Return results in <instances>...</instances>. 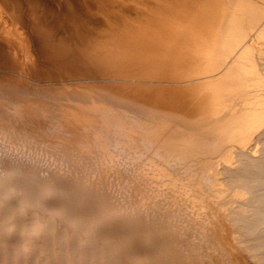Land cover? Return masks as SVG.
Returning <instances> with one entry per match:
<instances>
[{"label": "bare ground", "instance_id": "1", "mask_svg": "<svg viewBox=\"0 0 264 264\" xmlns=\"http://www.w3.org/2000/svg\"><path fill=\"white\" fill-rule=\"evenodd\" d=\"M46 97L56 103L49 104ZM0 127L48 136L65 150L98 149L103 157L119 145L125 151L134 146L135 152L150 148L156 156L187 164L188 169L187 160L202 155L192 184L208 189L198 196V212L205 207L212 214L207 223L189 228L183 224L182 229L170 214L156 220L139 203L127 205L98 189L95 195L87 194L86 179L77 178L76 172L59 168L23 173L18 171L21 161L4 163L0 157V166L5 164L1 183L20 175L44 198L59 188L54 184L65 187L63 206L68 211L78 208L101 228L108 262L264 264V0H0ZM256 140L261 146L256 147ZM218 152L221 166L212 160ZM161 169L157 171L164 174ZM23 197H6L11 215L27 209ZM93 199L101 206L98 215ZM53 206L46 204L45 213L53 215ZM6 218L0 235L21 225L17 217ZM40 219L16 230L27 235L25 246L33 241L32 235H40L46 221ZM93 228H84L83 244L92 242L86 233ZM63 232L59 230L55 240L61 242ZM133 241L145 243L144 250Z\"/></svg>", "mask_w": 264, "mask_h": 264}, {"label": "rangeland", "instance_id": "2", "mask_svg": "<svg viewBox=\"0 0 264 264\" xmlns=\"http://www.w3.org/2000/svg\"><path fill=\"white\" fill-rule=\"evenodd\" d=\"M36 94V93H33ZM32 94V95H33ZM46 102L48 101L49 104L51 103H56L55 100H51L50 98L46 97L44 99ZM60 102V101H58ZM0 157H2L4 161V163H7L9 161H13V159L15 161L19 160L22 163L19 162V167L18 171L19 172H28L30 170H39V171H71V172H76L77 174V178L78 177H83L86 179V187H88L89 189L86 190L87 194H92L95 195L96 191H94L95 189L98 190H103L102 192L104 193H110V195L113 197V199L115 198H120L124 203H127V205H131V206H136L138 205V203L141 205H143V208L148 207L145 210H149L147 211L149 214L154 213V215L152 216L153 218H156V216H158V218L160 216H162V214H170L172 216V218L174 219V221L180 226V228L182 229L181 225L186 224V227L189 228L190 226H192L193 224H196L197 222L203 221V222H208L210 220V214L211 211L209 209H206L204 207L203 211L201 212V214L198 212V209H200V205H199V200L198 196L199 194H203L208 192V189L206 190L205 188H196V186H194V182H196V174L198 172L197 169V163L199 162V159L202 158V155H198L195 156L194 158H190L187 161H190V166L189 170L187 167V164L184 163H178L179 161H166L158 156H156L152 149H146V150H142L140 152H135V147L134 146H130L129 147V151H125L120 149V145L119 147H115L114 151H110L109 153H111L110 155H105L103 157L102 151H99L98 149H94L92 151V149H89L87 151H85L84 149H79L78 147H74V148H70V149H64L62 145H58L56 143H54L48 136H29V135H23L20 134L18 132L15 131H8V129H4L2 127H0ZM5 130V131H4ZM8 132V133H7ZM14 132V134H13ZM17 133V134H16ZM5 134V135H4ZM17 135V136H16ZM5 136V137H4ZM15 136V137H14ZM24 136V137H22ZM11 137V138H10ZM15 138V139H14ZM6 139V140H5ZM24 139V140H23ZM11 140V141H10ZM16 140V141H15ZM18 140V141H17ZM6 143H5V142ZM20 141V142H19ZM24 141V142H23ZM43 141V142H42ZM46 141V142H45ZM258 144H257V143ZM9 143V144H8ZM11 143V144H10ZM13 143V144H12ZM15 143V144H14ZM30 143V144H29ZM256 147L261 146L262 141L261 140H256L253 142ZM260 143V144H259ZM17 144V145H16ZM9 145H11V148H9ZM14 145H16L15 147H13ZM29 145V146H28ZM254 145V146H255ZM47 146V147H46ZM18 147V150H17ZM70 147V146H69ZM255 147V148H256ZM9 148V150H8ZM22 148V149H21ZM133 148V149H132ZM254 148V149H255ZM2 149V150H1ZM11 149V150H10ZM15 149V150H13ZM27 149V150H26ZM79 149V150H78ZM7 150V152H5ZM23 150V151H22ZM62 150V151H61ZM96 150V151H95ZM81 151V152H80ZM9 152V153H8ZM20 152V153H19ZM21 152H23V156H21ZM84 152V154H83ZM2 153V154H1ZM11 153V154H10ZM14 155H13V154ZM16 153V154H15ZM82 153V154H81ZM98 153V154H97ZM106 153V152H103ZM257 153V151H256ZM20 154V155H19ZM134 154V155H133ZM7 155V156H6ZM9 155V156H8ZM17 155V157H16ZM12 156V157H11ZM26 156V159H25ZM122 156V157H121ZM155 156V157H154ZM35 157V158H34ZM92 157V158H91ZM116 157V158H115ZM121 157V158H120ZM126 157V158H125ZM130 157V158H129ZM138 157V158H137ZM143 157V158H142ZM8 158V159H7ZM13 158V159H12ZM32 158V159H30ZM101 158V159H100ZM111 158V159H110ZM128 158V159H127ZM25 159V160H24ZM29 159V161H28ZM46 159V160H45ZM133 159V160H131ZM138 159L140 161H138ZM158 159V160H157ZM217 159V161H215ZM37 160V161H36ZM40 160V161H39ZM193 162H192V161ZM196 160V161H195ZM212 160L213 163L217 164L218 166H221L222 163H224L220 152L218 153H214L212 154ZM234 162L235 161V157L233 158ZM7 161V162H6ZM25 161V162H24ZM32 161V162H31ZM165 163H164V162ZM223 161V162H222ZM30 162V163H29ZM43 162V163H42ZM45 162V163H44ZM169 162V163H168ZM220 162V163H218ZM51 163V164H50ZM150 165H149V164ZM157 163V164H156ZM34 164H36L34 166ZM48 166H47V165ZM179 164V165H177ZM194 164V165H193ZM153 165V166H152ZM158 165V166H157ZM186 165V167H185ZM3 166H5V164H3ZM3 166H0L3 168ZM39 166V167H38ZM56 168H55V167ZM149 166V167H147ZM162 167L161 168H159ZM184 168H181V167ZM34 167V168H33ZM52 170H51V169ZM41 169V170H40ZM148 172H147V170ZM165 170V173H159V171L157 170ZM188 169V170H186ZM194 169V170H193ZM2 170V169H1ZM27 170V171H26ZM150 170V171H149ZM175 170V171H174ZM197 170V171H196ZM17 171V172H18ZM133 171V172H132ZM168 171V172H167ZM180 171V172H179ZM189 172L188 176L186 172ZM192 171H195V173H191ZM23 172V173H24ZM83 172V173H82ZM92 172V173H91ZM141 172V173H139ZM184 174H183V173ZM107 173V174H106ZM109 173V174H108ZM181 173V174H180ZM78 174L82 175V176H78ZM112 174V175H111ZM154 174V176H153ZM196 174V175H195ZM91 175V177H90ZM93 175V176H92ZM143 175V176H142ZM156 175V176H155ZM180 175V176H179ZM192 175V176H191ZM17 176V177H16ZM119 176V177H116ZM188 177L186 179V177ZM194 176V177H193ZM75 177V178H76ZM87 177V178H86ZM110 177V178H108ZM116 179H115V178ZM123 177V178H121ZM167 177V179H166ZM173 177L176 178L177 182H173ZM194 179H193V178ZM131 178V179H129ZM134 178V180H133ZM140 178V179H139ZM192 178V179H191ZM98 179V180H97ZM102 179H104L102 181ZM109 179V180H108ZM120 179V180H119ZM153 179V180H152ZM171 179V180H170ZM91 180V181H90ZM122 180V181H121ZM125 180V181H124ZM161 180V181H160ZM194 180V181H193ZM12 181V182H11ZM99 183H98V182ZM135 181V182H134ZM143 181V182H142ZM153 181V183H152ZM156 181V182H155ZM184 181V182H182ZM13 182L15 184H13ZM120 182V183H119ZM123 182V183H122ZM125 182V184H124ZM150 182V183H149ZM5 183V184H4ZM8 183V184H7ZM17 183V184H16ZM26 183V184H24ZM116 183V184H115ZM122 183V184H121ZM132 183V184H129ZM148 183V184H147ZM158 183V184H157ZM181 183V184H180ZM194 185H193V184ZM13 184V185H11ZM103 184V185H102ZM114 184V186H113ZM130 186H128V185ZM11 185V186H10ZM28 185V186H27ZM32 185V186H31ZM91 185V186H90ZM124 185V186H123ZM134 185V186H133ZM140 187H139V186ZM144 185V186H143ZM153 185V186H152ZM187 188H186V186ZM190 185V186H189ZM14 186V187H13ZM59 187V188H55L53 191V195L51 194V196H47L48 198H44L42 197V194L40 192H35V186L33 187V183H27L26 180L21 179L20 175H15L11 178V180H7V181H3V183L0 182V221H2V223H0L1 225L4 222V218H10L13 216V218H16V220L18 221L19 219H21V221H18V224L20 225L19 227L17 226V228L19 229L21 226H25L27 225L26 222L30 221L29 223H31V221H34L36 219H45V223H41L42 227L40 230V235L38 234V232L34 235H37V239L36 236L33 237L34 235H32V242L30 241V244H27V246H32L30 248L25 246L26 243L24 242V237L25 232L24 231H19L17 232L16 229L15 231L9 233V234H5L3 235L1 233L0 235V264H112L110 261L108 262L107 257H108V252L106 253V246L107 243L104 240V238H102L101 236L102 234V230L101 228L99 229V227H97L95 224H93L90 216L88 217H83L82 214L80 213L78 208H74L71 211H68L64 205V199L60 198L62 197V194L65 190V187L62 186H58L57 184H54L53 187ZM105 186V187H104ZM138 186V187H137ZM157 186V187H156ZM190 188H189V187ZM194 186V188H193ZM12 187V188H10ZM21 187V188H20ZM26 187V188H25ZM33 187V188H32ZM100 187V189H99ZM111 187V188H110ZM117 187V189H116ZM123 187L125 189H123ZM3 188H4V192H3ZM7 188V189H6ZM23 188V189H22ZM113 188V189H112ZM132 190H131V189ZM139 188V189H138ZM229 188V187H228ZM13 189V191H12ZM16 189V190H15ZM20 189V190H19ZM128 189V191H127ZM153 189V190H152ZM190 189V190H188ZM193 189V190H192ZM198 189V190H197ZM7 190V191H6ZM18 190V191H17ZM24 190V192L22 191ZM29 190V191H28ZM89 190V191H88ZM201 190V192H199ZM231 189L229 188L227 191H230ZM2 191V192H1ZM26 191V192H25ZM111 191V192H110ZM122 191V192H121ZM124 191V192H123ZM126 191V192H125ZM196 191V192H195ZM6 192H8L6 194ZM30 192V193H29ZM95 192V193H94ZM164 192V194H163ZM181 192V193H180ZM3 193V194H2ZM14 193H16L14 195ZM33 193V194H32ZM56 193V194H55ZM58 193V194H57ZM62 193V194H61ZM130 193V194H129ZM185 193V194H184ZM12 194V195H10ZM24 198V204L27 205V209L29 208H33L35 210V214L33 213L34 210L29 209L27 211V209H25V211H21L19 214H13L11 215V211H13L12 207L9 206V210L7 205H9V201L6 200L7 198H9L10 196H14L15 198H19V196ZM25 194V195H24ZM35 194V195H34ZM125 194V195H123ZM129 196H128V195ZM144 194V195H143ZM155 194V195H154ZM195 194V195H194ZM5 195H10L9 197ZM19 195V196H18ZM27 195V197H26ZM32 195V196H31ZM34 195V196H33ZM59 195V198H58ZM98 197H96L97 200L100 199V197H102L100 194L98 195V193L96 194ZM122 195V196H121ZM131 195V196H130ZM157 195V196H156ZM36 196V197H35ZM55 196V197H54ZM128 196V197H127ZM132 196H135L134 198H132ZM163 196V197H161ZM228 194L223 197L224 200L226 201L228 199ZM3 200H1L2 198ZM123 197V198H122ZM127 197V198H126ZM31 198V199H30ZM58 198V199H57ZM130 198V199H129ZM141 198V199H140ZM145 198V200H144ZM160 198V199H159ZM183 198V199H182ZM197 198V199H196ZM28 201L26 202L25 201ZM43 199V200H42ZM49 199V200H48ZM124 199V200H123ZM132 199V200H131ZM138 199V200H137ZM188 199V200H187ZM6 200V201H5ZM31 200V201H30ZM38 200V202H37ZM62 200V201H61ZM97 200L91 201L94 202L93 205L95 207H93V211H95V215H98L100 212V207H98L97 204ZM142 200V201H141ZM182 200V201H180ZM2 201L4 202V204L2 203ZM12 201V200H11ZM136 201V202H135ZM35 202V204H34ZM145 202V203H144ZM38 203V204H37ZM51 203L52 205L54 204L53 208L55 210V213L53 215L56 216V218L51 215V214H47L46 212V208L44 207L46 204ZM144 203V204H143ZM230 203V202H227ZM226 203V205H227ZM30 206H29V205ZM147 204V205H146ZM172 204V205H171ZM184 204V205H183ZM5 205V206H2ZM35 205V206H33ZM40 205V207H39ZM43 205V206H41ZM58 205V206H56ZM188 207H187V206ZM36 206L38 208H36ZM5 207V208H4ZM25 207V208H26ZM153 207V208H152ZM45 208V210L43 209ZM12 209V210H11ZM39 209V210H38ZM62 211H61V210ZM65 209V210H64ZM194 209V210H193ZM206 209V210H205ZM3 210V211H2ZM6 210V212H5ZM11 210V211H10ZM31 210V211H30ZM39 212H38V211ZM41 210V212H40ZM67 210V212H66ZM78 210V211H77ZM209 210V212H208ZM10 211V212H8ZM58 211V213H57ZM197 211V212H196ZM28 212V213H27ZM32 212V214H31ZM38 212V213H37ZM158 212V213H157ZM192 212V214H191ZM3 213V214H2ZM7 213V214H6ZM24 213H26V217L24 215ZM41 213V215L39 214ZM64 213V214H63ZM73 213V214H72ZM6 214V216H5ZM9 214V215H8ZM31 214V215H30ZM45 214V215H44ZM190 214V215H189ZM198 214V215H196ZM3 215V216H2ZM11 215V216H10ZM18 215V216H17ZM34 215V216H33ZM37 215V216H36ZM49 215V216H48ZM64 215V216H63ZM79 215V216H78ZM205 215V216H203ZM207 215V216H206ZM9 216V217H8ZM15 216V217H14ZM24 216V217H23ZM40 216V217H38ZM42 216V217H41ZM44 216V217H43ZM47 216V217H46ZM59 216V218H58ZM63 216V218L61 217ZM181 216V217H180ZM1 217H3L1 219ZM30 217V218H29ZM33 217V218H32ZM37 217V218H36ZM55 220H54V218ZM61 217V218H60ZM98 217V216H97ZM185 217V218H184ZM204 217L206 219H204ZM209 217V218H208ZM6 218V219H7ZM25 218V221L24 219ZM30 220H29V219ZM32 218V220H31ZM49 218V219H48ZM69 218V219H67ZM165 218V217H164ZM190 218V219H189ZM201 218V219H200ZM23 219V220H22ZM28 219V220H27ZM63 219V221H62ZM177 219V220H176ZM199 219V220H198ZM49 220H51L49 222ZM54 220V221H53ZM59 222H58V221ZM66 220V222H65ZM24 221V222H23ZM41 221V222H44ZM48 221V222H47ZM56 221V222H55ZM61 221V222H60ZM69 221V222H68ZM180 221V222H179ZM194 221V222H193ZM21 222V223H20ZM23 222V223H22ZM55 222V223H53ZM71 222V223H70ZM51 223V224H50ZM73 223V224H72ZM76 223V224H75ZM189 223V225H188ZM45 224V225H44ZM57 225L54 227V225ZM64 224V225H63ZM70 224V225H68ZM0 225V226H1ZM75 225V226H74ZM52 228H51V227ZM65 226V227H64ZM73 226V227H72ZM54 227V228H53ZM60 227V229H59ZM70 227V228H69ZM75 227V228H74ZM88 227H94L91 232L86 233L88 234L89 240H92V242L86 241L83 244V241L81 239H83V237L85 236V229L84 228H88ZM48 228V229H47ZM51 228V229H50ZM68 228V230L66 229ZM45 229H47L48 231H50V233ZM64 229V230H63ZM72 229V230H71ZM73 229L75 231V233L73 234ZM77 229V231H76ZM83 229V230H82ZM44 230V231H43ZM59 230H61V232H63V237H67L66 239L64 238L63 240L58 241L55 240L57 234L59 233ZM70 230V231H69ZM79 230V231H78ZM53 231L55 232V235L53 236ZM66 231V233H65ZM73 231V232H72ZM85 231V232H84ZM1 232V231H0ZM24 232V233H22ZM44 232H47L46 235H48V239L46 240L45 237H47L45 235ZM52 232V233H51ZM79 232V233H78ZM95 232L97 234H95ZM99 232V233H98ZM188 232L192 233L191 237L194 236V231L192 228H190L188 230ZM43 233V234H41ZM84 233V234H82ZM20 234V236H19ZM73 234V236H72ZM77 234V235H76ZM101 234V236L99 235ZM186 234V233H185ZM83 235V236H80ZM90 235V236H89ZM95 235V236H94ZM19 236V237H18ZM22 236V238H21ZM72 237L70 239V237ZM76 236V237H75ZM79 236V237H78ZM44 240H42V238ZM81 237V238H80ZM99 239H98V238ZM20 238V239H19ZM52 238V239H51ZM80 240H79V239ZM96 238V239H95ZM198 238V237H197ZM196 238V239H197ZM22 239V240H21ZM54 239V241H53ZM78 239V240H77ZM31 240V239H30ZM42 240V242H41ZM69 240V241H68ZM75 240V241H74ZM96 240L98 242V244L96 245ZM36 241V243H35ZM48 241V242H47ZM64 241V242H63ZM72 241V243H71ZM74 241V242H73ZM77 241V242H76ZM95 241V243H94ZM34 242V243H33ZM52 242V243H51ZM58 242V244H57ZM67 242V243H66ZM69 242V243H68ZM80 242V243H79ZM40 243H44L42 245V247L40 246ZM48 243V244H47ZM55 243L57 245H55ZM75 243V244H74ZM132 243H134V245L141 249L144 250V246L142 244L145 243H141L139 241H133ZM24 244V245H23ZM39 244V246L37 245ZM70 244V245H68ZM92 244V245H91ZM36 245L39 247L37 248ZM48 247H47V246ZM51 245V246H49ZM64 245V246H63ZM68 245V246H66ZM77 245V248H76ZM79 245V246H78ZM84 245V246H82ZM146 245V244H145ZM25 246V247H23ZM45 246V247H44ZM57 246V247H54ZM60 246V247H58ZM94 246V248L92 247ZM100 246V247H99ZM23 247V248H22ZM47 247V248H46ZM67 249H66V248ZM79 247V248H78ZM87 247H89L87 249ZM92 247V248H91ZM96 247V250H94ZM98 247V248H97ZM102 247L103 250H102ZM42 248V249H41ZM62 248V250H61ZM69 248V250H68ZM73 248V250H72ZM85 248V249H84ZM92 250H91V249ZM23 249V250H22ZM26 249V250H25ZM65 249V250H63ZM79 249V250H77ZM84 249V251H83ZM100 249V250H99ZM30 250V251H29ZM86 250V251H85ZM102 250V251H101ZM22 251V252H21ZM25 251V252H24ZM61 251V252H60ZM68 251V252H67ZM87 251H90L87 253ZM97 251V252H96ZM24 252V253H23ZM65 252V253H62ZM84 252V254H88V256L91 258H89L88 256L82 254ZM86 252V253H85ZM105 252V253H104ZM60 253V254H59ZM62 254V259L60 256ZM80 254V255H79ZM83 256H82V255ZM106 254V256H105ZM60 255V256H58ZM68 255V256H67ZM63 256H67V257H63ZM70 256H71V260H70ZM80 256L82 258H80ZM93 256V257H92ZM87 257V258H86ZM100 257V259H99ZM65 258L67 260H65ZM87 260L85 261L84 260ZM94 258V259H93ZM6 259V260H4ZM69 259V260H68ZM83 259V260H82ZM93 259V261H91ZM103 259V260H102ZM4 260V262H3ZM80 260V262H79ZM97 260V261H96ZM105 260V261H104ZM67 261L69 263H67ZM84 261V262H83ZM99 261V263H98ZM101 261V262H100ZM89 262V263H88ZM91 262V263H90ZM104 262V263H103Z\"/></svg>", "mask_w": 264, "mask_h": 264}]
</instances>
